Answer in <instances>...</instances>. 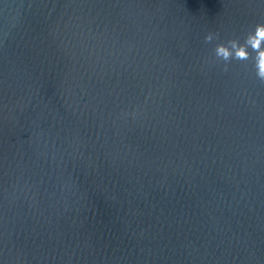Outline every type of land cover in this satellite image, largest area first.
I'll return each mask as SVG.
<instances>
[{
  "label": "water",
  "instance_id": "95a60500",
  "mask_svg": "<svg viewBox=\"0 0 264 264\" xmlns=\"http://www.w3.org/2000/svg\"><path fill=\"white\" fill-rule=\"evenodd\" d=\"M260 24L264 0H0V264H264L258 50L215 52Z\"/></svg>",
  "mask_w": 264,
  "mask_h": 264
},
{
  "label": "clouds",
  "instance_id": "9594fccd",
  "mask_svg": "<svg viewBox=\"0 0 264 264\" xmlns=\"http://www.w3.org/2000/svg\"><path fill=\"white\" fill-rule=\"evenodd\" d=\"M206 40L211 41L213 34L209 33L205 37ZM264 43V24L257 25L254 33L249 34L248 38L243 44L238 41L231 40L226 43H221L216 46L215 52L218 57L224 60L231 58H246L248 56V46L258 50L255 58L257 74L264 78V47H261Z\"/></svg>",
  "mask_w": 264,
  "mask_h": 264
}]
</instances>
